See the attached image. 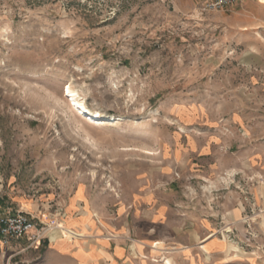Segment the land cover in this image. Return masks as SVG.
Segmentation results:
<instances>
[{"label":"rangeland","instance_id":"374dc122","mask_svg":"<svg viewBox=\"0 0 264 264\" xmlns=\"http://www.w3.org/2000/svg\"><path fill=\"white\" fill-rule=\"evenodd\" d=\"M205 2L0 0V212L29 202L80 239L65 229L84 233L87 206L63 221L83 185L126 264L264 260V2ZM67 87L115 120L86 121Z\"/></svg>","mask_w":264,"mask_h":264},{"label":"crops","instance_id":"0c3cea01","mask_svg":"<svg viewBox=\"0 0 264 264\" xmlns=\"http://www.w3.org/2000/svg\"><path fill=\"white\" fill-rule=\"evenodd\" d=\"M75 194L76 190L72 198L68 201L66 212L67 216L65 222L63 221V223H65L64 227L68 228L79 229L81 227L77 224L70 225L68 223V217L70 214L74 217H79V213L78 216H75L74 214L78 210L76 201L80 200L82 208H84V206L86 205L87 211L89 212L87 226L83 231L85 235L82 239L64 237L65 241L61 242L58 241V238L56 237L57 235H59L60 231L56 228L50 229L48 235L49 237L53 236V240L50 239L49 241L50 245L45 254L44 264H126L128 261H130V257L128 256L126 250L127 246L125 240L121 238L112 239L100 236L99 232L102 229L107 230V228L104 224L101 223V220L99 221L98 219L93 218L95 207L93 201L90 198V195L87 193L86 188L82 185V197L76 196V198L72 200L75 197ZM13 203L16 204L14 208L8 209L7 211L22 210L30 213L34 212L41 221H47L46 213L39 210V213L37 214L33 204L22 201H13ZM17 207H19L20 209H17ZM161 212V210H158L156 211L155 215L159 216ZM232 215L236 217L238 215V210H234L232 212ZM148 229L149 228L147 227L146 233L144 234V236H142L143 238L141 240V250L146 251L149 254L150 248H154L151 247L153 246L152 243H154V240H151V237H153V231L150 233ZM124 232L125 231H123L122 233L124 234ZM52 242L54 243L52 244ZM43 244L46 246L48 244V241H45ZM184 248L187 249L186 246H184ZM213 249L214 248L210 249V259L209 261H205V264H264V260L257 261L250 255H241L239 257L226 258L225 255L219 251L217 252V254H214L212 252ZM14 250V248L6 250L0 246V259H5L4 264H10V260L14 256L12 255V251Z\"/></svg>","mask_w":264,"mask_h":264},{"label":"built area","instance_id":"2783aa9c","mask_svg":"<svg viewBox=\"0 0 264 264\" xmlns=\"http://www.w3.org/2000/svg\"><path fill=\"white\" fill-rule=\"evenodd\" d=\"M237 0H206V9H227ZM51 227L62 228L60 224H48L30 212L22 210L0 212V246L4 249L14 248L12 255L38 248L45 241H50ZM67 233V232H65Z\"/></svg>","mask_w":264,"mask_h":264},{"label":"bare ground","instance_id":"6f19581e","mask_svg":"<svg viewBox=\"0 0 264 264\" xmlns=\"http://www.w3.org/2000/svg\"><path fill=\"white\" fill-rule=\"evenodd\" d=\"M260 2H264V0H260ZM75 94L74 91L72 89H70L69 87L65 88V97L69 98L70 100V105L74 106L77 109V112H79L78 114L81 116L82 114L85 115V120L89 121L90 119L96 118L98 123H101V121H106V120H115L114 117L111 116H106L105 114L102 113H96L93 111L88 110L85 106H83L80 102H78L75 98H74ZM86 117H90L89 119ZM117 120H120V118H117ZM91 121V120H90ZM262 189L264 190V186H262ZM263 215V214H262ZM69 218V217H68ZM70 219V218H69ZM73 219V218H72ZM73 221V220H72ZM74 223V222H72ZM77 223V222H76ZM263 225V222L260 219V225ZM72 225V224H70ZM51 229H54L53 227H51ZM68 233H71V235L73 234L74 236H78L79 238H83L84 237V233H77L73 230L70 229H65ZM73 236V237H74ZM212 236H214V234H211L209 237H207L204 241H202L203 243L205 241H207L208 239H210ZM58 238V235L56 236ZM88 237V236H87ZM53 239V238H52ZM162 242L161 241H156V243L154 244L153 247L157 248V249H162L161 248ZM152 247V246H151ZM203 247V246H202ZM157 251V250H156ZM205 253H208L207 250L204 249ZM225 252H227V250L225 249ZM144 257V256H141ZM152 261L154 262H158V260L156 259H152Z\"/></svg>","mask_w":264,"mask_h":264}]
</instances>
